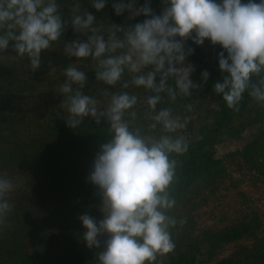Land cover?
Listing matches in <instances>:
<instances>
[{"label": "clouds", "instance_id": "1", "mask_svg": "<svg viewBox=\"0 0 264 264\" xmlns=\"http://www.w3.org/2000/svg\"><path fill=\"white\" fill-rule=\"evenodd\" d=\"M161 2L159 15L148 2L140 7L136 0L114 3L117 16L127 12L129 20L149 17L125 27L97 22L88 10H81L79 0L70 5L67 19L57 0H0V53L14 42L17 56L30 61L26 69L35 72L40 67L42 51L60 40L69 22L86 37L65 44V55L78 62L63 70L67 79L58 93L64 96L59 106L69 128L76 129L89 117L97 125L107 124L110 138L100 145L88 176L101 197L103 219L87 213L79 217L89 249L100 248L98 237L108 235L104 250L96 255L98 264H160L158 258L176 247L171 229L186 223L168 213L177 203L172 188L180 161L175 157L189 149L183 130L191 118L175 114L170 106H158L165 100L172 104L190 98L202 87L191 79L194 68L186 62L194 51L186 48L189 39L196 45L210 40L224 50L219 53V70L227 75L214 84V92L229 109L239 111L245 92L264 106V0ZM106 3L92 0L91 7L100 11ZM88 59L91 64L84 65ZM82 65L90 67L97 84L103 85L95 96L84 92L87 74ZM208 78L204 71L201 79L206 83ZM129 88L151 93L143 96L142 113L137 109L140 97ZM193 108L186 105L188 112ZM14 188L11 179L0 176V224L11 211L7 197Z\"/></svg>", "mask_w": 264, "mask_h": 264}, {"label": "trees", "instance_id": "2", "mask_svg": "<svg viewBox=\"0 0 264 264\" xmlns=\"http://www.w3.org/2000/svg\"><path fill=\"white\" fill-rule=\"evenodd\" d=\"M73 2L74 0H57L65 19L70 16V5ZM79 2L82 11L88 10L97 22L106 25L114 23L127 27L149 18L141 15L127 24V12L117 16L115 11H110L106 6L100 11L92 8V0ZM146 2L156 15L161 13V0H136L137 7ZM241 2L247 3L248 0ZM255 2L259 3L260 0ZM77 39L83 41L86 37L76 33L69 22L60 40L53 43L49 50L42 51L41 61L48 59L58 62L60 43ZM13 43L10 41L8 49L0 53V105H4L0 106V168L27 171L32 180L39 184L41 208L37 212L25 207L11 208V216L0 224V264H98L97 253L88 256L79 246L78 241L84 240L83 236L87 231L79 217L87 213L97 221L103 219L99 210L101 197L98 189L89 182L87 173L89 166L93 167L100 145L110 138L106 132L107 124L102 121L97 125L89 117L79 127L72 129L65 120H49L40 115V107L36 106L38 100L41 105L40 89L47 90L46 96L51 100L55 97L57 81L42 77L49 71L47 68L35 72L30 68L26 69L24 66L30 64V61L27 57L21 59L17 56L12 48ZM206 44L215 52L211 61L200 45L194 44L191 39L186 42V48L194 50L186 58V62L194 68L191 79L202 87L193 90L190 98H178L172 104L165 100L158 106H170L175 114L191 118L187 125L191 135L186 136L190 140L189 149L183 156L175 157L180 161L177 181L172 188V195L177 203L168 214L177 220H180L176 216L177 212L192 205V200L201 189H214L225 177L223 162L215 154L217 144L257 128L255 138L237 154L258 174V178L264 175V106L245 92L239 111L227 107L222 96L214 92V84L221 81L223 75H227L219 70V53L224 50L220 45H212L210 40ZM61 63L65 65L66 62ZM204 71L209 73L206 83L201 79ZM87 78L91 79V92H97L94 72L90 70ZM86 86L88 81L85 88ZM109 91L114 92L116 89L109 87ZM127 91L140 97L141 104L137 109L142 113L143 96L151 93L142 88H129ZM189 103L194 105L191 112L186 111ZM51 226H55V231L50 230ZM259 230L260 225L252 219L247 224L206 235L201 239L208 248L207 260L211 259L219 246L248 239L251 244L212 264H264V232L258 236ZM61 234L65 238V248L56 260L53 249L60 242ZM199 242L198 239L183 244L185 249L170 255L168 264H206L207 262L197 259ZM93 249L96 250V247Z\"/></svg>", "mask_w": 264, "mask_h": 264}, {"label": "rangeland", "instance_id": "3", "mask_svg": "<svg viewBox=\"0 0 264 264\" xmlns=\"http://www.w3.org/2000/svg\"><path fill=\"white\" fill-rule=\"evenodd\" d=\"M120 0H107L106 7L110 11H114L112 5L118 3ZM125 3L128 0H124ZM137 7V4H136ZM129 13L126 15V23L130 24L135 19H128ZM204 42L203 45H200L204 51L208 60H212L215 56V52L212 47H209ZM68 42H61L60 49L61 54L59 58V64L57 61H50L45 59L41 61L40 67L36 70H41L42 68H47V71L42 77L50 79L52 81H57L58 87L54 89L55 97H52L51 100L46 96L47 90L44 88L40 89L41 93V105L40 115L46 116L49 120H65L63 115H65L64 110L59 106L64 99L63 94L58 93L60 84L66 81V77L63 75V70L69 66V64L77 63L75 57H68L65 55L63 49L65 44ZM67 57V58H65ZM66 62L64 63L61 62ZM90 59L84 61V65H90ZM82 70L86 71V74L91 70L90 67L85 68L82 65ZM92 71V70H91ZM88 86L84 89L85 94L97 95V92H91V79H88ZM103 85L97 84V87H102ZM45 91V92H43ZM44 93V94H43ZM104 99V98H101ZM4 101V100H3ZM4 106V105H0ZM52 114L53 116H49ZM195 130L193 129V132ZM186 136H189L188 127L183 130ZM258 133L257 128L250 129L241 136L227 140L223 143L217 144L215 146L216 158L222 160L223 166L225 167L226 175L219 181L214 189L203 188L192 200V205H188L183 210L177 212L176 216H179V219L186 220V223L183 226L179 224L171 229L172 239L175 242V249L169 253L165 258H158L160 264H168V258L170 255L175 254V252L182 251L185 249L183 244H188L193 240L199 239L198 250H197V259L199 261H204L206 264H212L216 261H219L223 258L229 257L237 249L248 246L251 244V241L248 239L242 240L239 242H234L230 244H224L219 246L212 255L210 260L208 255V248L204 242L203 237L210 234H218L226 228L237 226L239 224H247L252 219H255L256 222L260 225V230L258 236L263 235L264 232V175L258 178V174L248 165L244 163L241 157L237 154L240 152L243 147L250 142ZM93 167L89 166L88 176L90 175ZM0 176H6L8 179H11L15 185L14 191L11 192L7 199L11 204L12 208H29L39 211L40 200H39V184L32 180L31 175L21 169H11L5 170L0 168ZM95 186V185H94ZM96 187V186H95ZM97 188V187H96ZM11 212V211H10ZM9 213L7 217L11 215ZM103 214V213H102ZM55 226H51L50 230L55 231ZM108 238L107 234L99 237L101 240V247L89 249L86 246V241L79 240V246L81 249L88 254L98 253L103 251L105 245L103 241ZM205 239V238H204ZM65 248V238L60 235V242L53 249V257L58 260L60 252ZM66 264V263H61Z\"/></svg>", "mask_w": 264, "mask_h": 264}]
</instances>
